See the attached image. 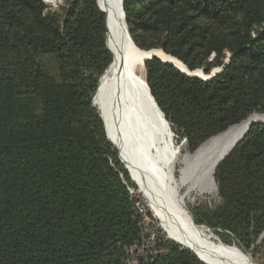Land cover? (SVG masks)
I'll use <instances>...</instances> for the list:
<instances>
[{"label":"trees","instance_id":"trees-1","mask_svg":"<svg viewBox=\"0 0 264 264\" xmlns=\"http://www.w3.org/2000/svg\"><path fill=\"white\" fill-rule=\"evenodd\" d=\"M45 1L0 0V264H203L148 232L137 186L106 137L97 90L112 55L98 0H60L57 10ZM122 2L141 51L205 75L231 56L209 81L144 63L149 92L188 152L264 115V0ZM214 181L217 202L186 201L193 222L224 245L264 251V125L249 128Z\"/></svg>","mask_w":264,"mask_h":264},{"label":"bare ground","instance_id":"bare-ground-1","mask_svg":"<svg viewBox=\"0 0 264 264\" xmlns=\"http://www.w3.org/2000/svg\"><path fill=\"white\" fill-rule=\"evenodd\" d=\"M98 5L107 18V47L114 57L98 85V109L107 138L118 148L138 194L146 199L166 237L191 248L207 264H255L235 245H224L197 226L185 203L190 193L216 190L214 168L246 124L231 128L193 154L184 152V144L176 146L146 89L144 66L128 61L155 55L180 70H185L183 64L161 50L140 52L122 22L119 0H98ZM259 120L264 123V116Z\"/></svg>","mask_w":264,"mask_h":264},{"label":"water","instance_id":"water-1","mask_svg":"<svg viewBox=\"0 0 264 264\" xmlns=\"http://www.w3.org/2000/svg\"><path fill=\"white\" fill-rule=\"evenodd\" d=\"M119 2H120V12H121V17H122V22L124 23V26H125V28H126V30H127V26H126V22H125V17H124V13H123V2H122V0H119ZM99 9H100V7H99ZM100 11L102 12V13H104L101 9H100ZM105 14V13H104ZM106 27H107V18H106ZM108 32V31H107ZM127 33H128V30H127ZM106 46H107V35H106ZM107 50L111 53V51L108 49V47H107ZM140 52H142V51H140ZM143 52H145V51H143ZM146 53V52H145ZM111 55H112V53H111ZM230 57L231 56H228L227 57V59H226V61L224 62V64H223V66L221 67V68H219V69H216V70H214V71H212V73L211 74H209V75H205L204 73H203V71H201V70H198V71H194V72H190V71H188L187 69H186V67L184 66V68H185V70H180V69H178L175 65H173L172 63H170V62H167V61H162L160 58H158L157 56H155V55H148V56H146V57H143V58H141L140 60L139 59H137V58H130V60L128 61V65H132V66H136V65H139L140 63H142V65L144 66V63L146 62V61H148V60H150V59H152V58H156V59H158V60H160L162 63H164V64H169V65H172L175 69H177L178 71H180L182 74H185L186 76H188V77H190V78H197V79H200V80H202V81H209V80H211L212 78H214L215 76H217V75H219L221 72H222V70L224 69V67H225V65L228 63V61H229V59H230ZM113 60H114V57H113V55H112V62H111V64L113 63ZM111 64L108 66V68L111 66ZM182 64V63H181ZM107 68V69H108ZM145 70V69H144ZM106 72V71H105ZM104 75V74H103ZM145 77H146V75H145ZM102 78V77H101ZM101 78L99 79V82H100V80H101ZM145 85H146V80H145ZM146 89H147V91H148V93H149V95H150V98H151V100L153 101V103L155 104V106H156V108H157V110L159 111V113L161 114V116L163 117V114L161 113V111L159 110V108H158V106L156 105V103L154 102V100H153V98H152V96H151V94H150V92H149V89H148V87H147V85H146ZM97 110L99 111V109L97 108ZM99 114H100V112H99ZM259 116H264V115H262V114H252L251 116H249L246 120H244V121H242L241 123H239V124H237V125H240V124H242V123H245L246 124V127H245V129H244V131L242 132V134L233 142V144L230 146V148L224 153V154H222V156L220 157V159H219V161H218V163L216 164V166H215V168H214V172H213V180H214V173H215V170H216V168H217V166L220 164V162H222L224 159H225V157L226 156H228V154L241 142V140L244 138V136L247 134V132H248V130H249V128L251 127V126H253V125H264V123L263 122H261L260 120H259ZM100 118H101V120H102V122H103V119H102V116H101V114H100ZM163 119H164V117H163ZM165 120V119H164ZM165 122H166V124H167V126L170 128V126H169V123L165 120ZM103 124H104V122H103ZM237 125H234V126H231V127H229L226 131H224V132H222V133H220V134H218V135H216V136H214V137H212V138H210V139H208L207 141H205L204 143H202L197 149H199L201 146H203V145H205L206 143H208L209 141H211V140H213V139H215V138H218V137H220V136H222L223 134H225L227 131H229L231 128H233V127H235V126H237ZM104 130H105V134H106V129H105V125H104ZM172 134V136L174 137V134L173 133H171ZM106 137H107V134H106ZM108 139V138H107ZM108 141H109V139H108ZM110 142V141H109ZM111 143V142H110ZM112 144V143H111ZM116 149H117V151H118V148L114 145V144H112ZM197 151V150H196ZM195 152V151H194ZM118 158H119V160L121 161V163L124 165V163H123V161L121 160V157H120V153H119V151H118ZM124 168L127 170V172H128V174H129V171H128V169L126 168V166L124 165ZM129 177H130V180L134 183V181L132 180V178H131V176H130V174H129ZM215 182V181H214ZM135 184V183H134ZM135 186H136V184H135ZM216 186V185H215ZM217 189V188H216ZM190 212V211H189ZM202 228H205L204 226H201ZM206 230H209V229H207V228H205ZM173 242H175L174 240H172ZM177 243V242H176ZM177 244H179L180 246H181V248H185V249H188L189 251H191L196 257H197V259L199 260V261H201L203 264H207L206 262H204L203 260H201L198 256H197V254L191 249V248H189V247H186V246H184V245H182L181 243H177Z\"/></svg>","mask_w":264,"mask_h":264},{"label":"rangeland","instance_id":"rangeland-1","mask_svg":"<svg viewBox=\"0 0 264 264\" xmlns=\"http://www.w3.org/2000/svg\"><path fill=\"white\" fill-rule=\"evenodd\" d=\"M45 3L52 10H57V8L61 5V1L60 0H46ZM157 50H159V49H157ZM99 111H100V109H99ZM174 142H175V145L176 146H180V145L183 144V142L177 143V140L175 138H174ZM186 151L187 150L185 149L184 152H186ZM175 175L178 176V173L176 172ZM131 193H134V191H131ZM135 197L139 200L138 207L142 211L141 212L142 213L141 215L145 216L144 219H143V222L146 225H148L149 223L153 224L152 228H148L147 230L151 231L152 233L154 232V230H158L166 238V235L159 228V223L155 219L153 213L150 211L149 207L147 206V203H145L146 202V199L141 194H138L137 188H136V192H135ZM189 199L190 200L194 199V202H206L207 204H210V203H213V202H217V200H218V198H217V189L212 194H198L196 192L190 193L188 195V197L186 198L185 203ZM148 215L150 216V218H149ZM209 232L213 236H215L210 230H209ZM215 237L217 238V236H215ZM137 252H138L137 254H139V255H143L144 254V252H143L142 249H138ZM242 252L244 254H246L248 257H250L255 264H264V255H263L264 251H262L261 253H258V254L246 253L244 251H242Z\"/></svg>","mask_w":264,"mask_h":264},{"label":"built area","instance_id":"built-area-1","mask_svg":"<svg viewBox=\"0 0 264 264\" xmlns=\"http://www.w3.org/2000/svg\"><path fill=\"white\" fill-rule=\"evenodd\" d=\"M138 204H139V202L136 204V210H137L138 215L141 217V220L143 221V219H144L145 216L141 215V214H142V213H141L142 211H141V209L138 207ZM148 232L151 233V231H149V230H148Z\"/></svg>","mask_w":264,"mask_h":264}]
</instances>
